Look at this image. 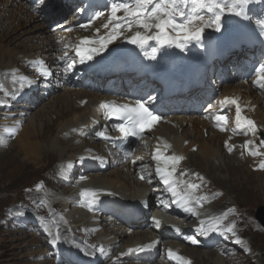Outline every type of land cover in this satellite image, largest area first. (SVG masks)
<instances>
[{"label":"bare ground","instance_id":"1","mask_svg":"<svg viewBox=\"0 0 264 264\" xmlns=\"http://www.w3.org/2000/svg\"><path fill=\"white\" fill-rule=\"evenodd\" d=\"M2 7L4 9L2 13L3 15L6 13L7 9L14 11L13 14L15 15L16 23L23 24L25 25L24 27H27L29 24L34 25V31L28 29L25 32V35L33 34V37L29 38L28 41L33 42L34 44L27 48L28 53L21 52L19 55L17 47L10 48L16 41L11 42V40H9L6 45L3 44V42L10 36L9 34L11 33L12 28L9 29L8 27L3 30L0 33L1 71H6L7 69L14 67L16 64L19 65L21 59L33 55L44 56L51 59L52 44L50 37L45 36L42 38L39 36L45 30L44 24L42 22L39 23V19L36 16L31 15L27 6L21 2L6 0L2 3ZM6 24L7 22L5 24L0 22L1 27H4ZM36 51L38 52L36 53ZM14 57H18V59H12ZM226 91L237 94L240 100L249 106V113H251L264 126V109L261 106L259 98L251 92L247 85L237 84L233 87L227 88ZM73 97L74 99H72ZM102 99H104V97H101L96 93L72 92L66 90L63 96L54 102V106L51 107L52 109H48L44 112L43 115L46 116L43 121H39V124L27 125L17 138L16 146H19L20 151H23V153L33 159L34 162L36 159H39V161L43 163V161L45 162L47 159L54 158L58 163H61L66 160L73 161L77 159L82 153L84 148L83 145L74 144V140H68L64 135L67 134L69 129L86 123L88 121V116L91 114V106ZM83 100H87V103L82 107L81 102ZM51 115L56 116V122L51 120ZM186 120V118L173 119L171 121L172 125H160L155 133L161 134L170 140L174 148H181L185 142H188V145L185 147L184 151L196 146V154L187 152V164L190 167H193L194 170L200 171L207 179H210L212 185L215 186L217 190L224 192V200L237 203V198L234 195L237 192H241L246 195L248 194L249 198H252L253 201L264 204V173H252L250 169L247 168V164L239 161L236 156H227L221 147L223 135L212 132L201 120H196L195 124V127H197V123L199 122L198 129L202 132L200 134V140L198 141L197 139L195 142L194 140L191 142L189 133L181 134L184 125L187 123L184 124ZM194 123L195 122L192 121L191 125ZM70 137H75V135L71 134ZM206 137L211 138L206 141ZM214 141H216V144H213ZM1 148L2 147H0V151ZM2 153L0 152V155ZM119 158L121 159L120 155ZM33 164L34 163L32 162L31 165ZM121 171V174L114 178L115 181H112L109 177L101 174H97V177L88 175L85 177L87 186L110 190L115 194L124 197V199L129 202H135L137 196L142 195L144 184L140 183L133 172L130 169H127V167L121 169ZM261 176L263 178H261ZM2 177L3 175L0 178ZM37 180L39 181V179ZM62 197L63 196L56 197L57 201L61 200ZM69 202L71 201L69 200ZM65 205V207H67L66 202ZM219 207H224V204H221ZM66 220V223L71 222L77 226L78 224L84 225L88 221L86 216L80 212L68 213ZM102 222H104L101 223V225L103 224V227H108L106 221ZM92 226H94V224H92L91 227ZM129 231L130 230L125 225H121L117 222L114 223L112 227H110V234L105 236L107 243L115 247L118 246V243H121V237L124 235H127V237L128 235H131ZM247 233L248 240H246V242L248 247V243L250 242L251 246L256 248L254 252H259L257 244L254 245V243H252V238H254V236L251 238L249 236L251 231L247 230ZM141 235L143 236V239L135 241L131 245L123 248L141 245V248L147 251L154 250L156 244L154 242L160 240L159 236L153 235L150 231ZM254 241L257 240L255 239ZM117 252L120 253L122 251L119 250ZM183 252L194 260V264H226V262L220 259L213 251H200L199 249H190L183 246ZM122 256L123 255L119 257V260H123L124 262H127V264H132L130 262L133 256ZM248 256L249 260L256 259V256ZM258 262L263 263L264 260L259 257ZM245 264L249 263L246 262Z\"/></svg>","mask_w":264,"mask_h":264},{"label":"snow or ice","instance_id":"2","mask_svg":"<svg viewBox=\"0 0 264 264\" xmlns=\"http://www.w3.org/2000/svg\"><path fill=\"white\" fill-rule=\"evenodd\" d=\"M252 0H132L131 4H115L113 5L111 12V19L121 20L123 18L116 15L119 11H124L127 17L130 19L125 20L127 28L131 31L133 25L143 29L145 33H152L155 29L154 34H141V32H136V34L129 39V43L138 45L143 48L148 44L149 41L155 40L161 47H175L180 51H185L189 44L195 42L197 45L202 44L203 33L205 28H214L216 32H220L223 27L222 17L226 15L243 17L248 19L244 8L251 3ZM103 15L102 13H97V16ZM257 25L260 29V34L264 35V20H259ZM87 27V25L83 26ZM105 28L108 27L107 24L104 25ZM124 27L123 24L117 23L110 38L101 44V48H83L77 47L76 55L80 57V62L83 63L85 60L91 61L93 59V54L99 55L101 49L105 48L108 43L115 40L120 33L118 29ZM90 43L88 40H82L81 45ZM158 49L153 48L151 58H156V53ZM42 69L41 75H49L48 70L44 67L43 61H37ZM257 79L254 83L261 89H264V64L256 70ZM0 90H3V85H0ZM152 99V98H150ZM236 105L235 110V125L237 129L243 130V134L247 135L249 132L255 136L257 132V126L255 122L247 117L241 115L242 109L238 104L237 100L232 99L225 101ZM104 108H108V105H102ZM109 115L115 117L116 119L122 120L123 123L116 126V131L120 132L123 137L135 136L140 138V134L145 130H151L152 126L159 121V117L154 115L148 107L145 106V102L136 101L134 106L123 105L120 107L112 106ZM214 119L218 122V127L221 130H225V126L229 122V117L223 114H216ZM6 131H8L6 129ZM0 143L3 140L0 139ZM252 141L245 143L244 147L248 148ZM264 144V142H262ZM227 146V144H226ZM258 145L257 147H260ZM232 148L229 147V152ZM252 156L259 155L258 151H249ZM154 159L159 160V155L154 156ZM184 159L183 156L173 155L164 159V164L168 165L171 163L172 167L168 168H156V173L160 176L163 183L166 185L167 190L171 192L172 200L171 204H175L176 207L181 208L185 213L191 214L193 216L197 215V212L190 206L191 202L195 200H200L202 198L196 197L195 193L199 190L200 185L196 183H191L188 181H183L186 185L182 190L179 189L181 181L173 180L172 177L176 171V165ZM260 169L264 170V162L260 164ZM186 175V173H181V176ZM141 179H144L142 176ZM202 180V177H199ZM41 186L38 185L39 190ZM95 195V193L82 192L81 196ZM163 203V202H162ZM163 207L167 209L170 204L163 203ZM91 210V207L89 208ZM155 226L160 227V221L154 220ZM216 231L217 227L215 224L212 226L205 225L201 222V226L198 231L201 234L206 235L208 231ZM179 232V229H176ZM228 232H233L232 228L227 229ZM234 234V233H233ZM59 236L52 241L56 243ZM158 243V242H154ZM192 244L198 243L196 239L191 240ZM237 243H242V241L237 240ZM101 251H103L101 249ZM129 253L136 251H144L143 248L140 249H129ZM168 257L170 259H175L177 264H184L182 257L174 253L171 249L168 250Z\"/></svg>","mask_w":264,"mask_h":264},{"label":"rangeland","instance_id":"3","mask_svg":"<svg viewBox=\"0 0 264 264\" xmlns=\"http://www.w3.org/2000/svg\"><path fill=\"white\" fill-rule=\"evenodd\" d=\"M5 1L6 0H0V22L4 24L7 22V24L4 27L0 26V33L8 27L9 29L12 28V31L9 34L10 36L8 37V39L4 41L3 44L6 45V43L9 40H11V42L16 41L15 44H12L10 48L12 49L17 47L19 50L17 51L19 55L21 54V52L28 53L27 48H29L30 45L34 44L33 42L28 41L29 38L33 37V34L25 35V32L28 29L34 31V25L29 24L27 27H24L25 25L16 23L15 15L13 14L14 11H10L9 9H7L6 13L3 15L2 13L4 9L2 7V3H4ZM39 36L43 38L45 36H49V34L45 29ZM37 52L38 51H36V53ZM12 59H18V57H14ZM63 94L64 92L54 95L39 108L32 111V113L28 116L27 120L25 121L24 126L21 129L19 135L27 127L28 124L35 125V124H39L38 123L39 121L41 120L43 121L44 117L46 116L43 115L44 112L48 109L49 110L52 109L51 107L54 106V102L58 100L60 97H62ZM72 99H74V97ZM51 116H52L51 120L53 122H56L57 120L55 119L56 116L55 115H51ZM173 119H176V117ZM22 121L23 119L10 120L9 124L15 127L13 131L14 135L16 134V130ZM192 121L195 122L193 125H191ZM184 124L185 125L183 127L181 134L189 133L191 142H193V140L195 142L197 139L199 141L201 136L200 134L202 133L198 129L199 122L197 123V127H195L196 120L194 121L187 119L184 122ZM13 132L9 131L7 135L13 136ZM17 138L14 141L12 140L9 141L7 138H1L0 135V139L3 140V143H0V147L3 148V149L1 148L0 152L4 153L0 155V177L3 175V177L0 178V264H58L54 259H52V257L47 258V250L46 248L44 249L45 244L37 237V235H35L34 233H27L24 230H19L10 227L9 223L7 222L5 223L6 226L4 225V222L6 221V213L10 209L18 206L19 202L24 200L25 190L35 191L38 185L42 186L45 183L49 186L51 184L49 177L51 175V172L53 171V167L55 168L58 163L54 158L47 159L45 162L43 161V163H41L39 159H36V161L34 162L33 159L26 156V154H24L23 151H20L19 146H16ZM210 138L211 137H206V141H208V139L210 140ZM214 143L216 144V141H214L213 144ZM81 144L84 146L83 143ZM32 162L34 163L33 165H31ZM115 166L118 167H114L101 175L109 177L112 181H115L114 178L117 175L121 174L122 172L121 169L127 167L126 165H122V164ZM120 166L122 167L120 168ZM91 176L97 177L96 175H91ZM261 178L263 177L261 176ZM37 179H39V181ZM60 189L62 190V188ZM58 190L59 189H57V191ZM58 196L59 195H57L56 197ZM234 196L237 198V203L236 202L235 203L231 202V203L237 204L242 208L246 209L250 215H256L258 213L264 218V204H262L261 202L253 201L252 198H249L248 194L246 195L241 192L235 193ZM139 197L140 195L137 196L136 200H138ZM61 199H63V197ZM256 203H260V204H256ZM55 215H57V212ZM68 224H69L68 227L71 228L77 226L71 222H68ZM53 226H55L54 223ZM251 227L252 224H250L249 219H247V225L245 224L243 228V231H245L243 235L244 237H246L248 235L247 230H251V234L249 236L250 238L254 236V238H252V243H254V245L257 244V248L259 250V252L258 251L257 252L259 254L255 252L256 259H252L249 264H264V262L263 263L258 262L259 257H261L262 260H264V233H258V232L253 233V227L252 228ZM127 228L129 229V227ZM146 232L148 231L147 230L136 231V232L133 231L132 233L130 232L132 235H128V237L127 235H124L123 237H121V243L123 244V247L129 246L133 242L143 239V236L141 234ZM255 239L257 241H254ZM119 244L120 243H118V246ZM252 248L254 250L256 249L255 247Z\"/></svg>","mask_w":264,"mask_h":264}]
</instances>
